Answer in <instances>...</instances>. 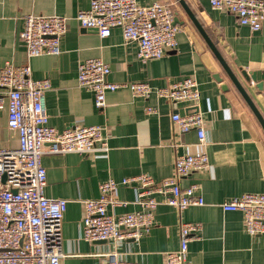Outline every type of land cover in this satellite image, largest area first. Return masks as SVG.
Here are the masks:
<instances>
[{"label":"crops","instance_id":"0c3cea01","mask_svg":"<svg viewBox=\"0 0 264 264\" xmlns=\"http://www.w3.org/2000/svg\"><path fill=\"white\" fill-rule=\"evenodd\" d=\"M185 1L264 119V23L253 32L238 26L232 15L211 9L208 0ZM137 3L170 4L179 22L175 25V50L160 59L142 63L136 43H125L119 28L101 39L95 31L81 29L72 20L61 39L58 56L27 58L20 39L25 16L72 18L89 8V0H0V69L7 63L29 65L32 79H45L51 85L44 94L49 126L60 132L101 126L108 145L106 152L90 154H50L47 144L43 148L44 196L66 201L59 264H108L104 255L114 249L121 260L131 264H165V253L179 248L182 223L200 228L187 244L185 264H264V234H247L240 212L220 208L244 194H264V132L177 0ZM88 59H99L109 67L108 82L147 83L153 91L191 77L198 84L199 97L193 102L171 104L154 93L146 101L134 99L129 90L121 89L106 92V106L98 110L93 95L77 84L78 65ZM146 107L156 109V113H146ZM175 112L202 115L205 146L197 145L194 131L177 132L171 123ZM6 122L3 109L0 142L15 148L16 135ZM198 151L207 155L208 167L180 179L179 185H197L203 206L179 211L160 204L152 226L117 248L111 241L83 240V203L98 198L101 183L109 179L121 182L141 174L160 182L174 176L177 156ZM137 195L135 185L119 186L113 196L125 205L108 208L107 212L119 216L139 211Z\"/></svg>","mask_w":264,"mask_h":264},{"label":"built area","instance_id":"2783aa9c","mask_svg":"<svg viewBox=\"0 0 264 264\" xmlns=\"http://www.w3.org/2000/svg\"><path fill=\"white\" fill-rule=\"evenodd\" d=\"M211 9L232 15L238 26L258 31L264 23V0H208ZM170 4L142 6L137 0H89V8L74 17L27 15L20 39L27 58L58 56L60 42L69 20L81 29L93 30L99 38L121 30L125 43H136L138 59L144 63L160 59L177 46V27L173 25ZM109 67L99 59L79 63L77 84L93 95L96 109L106 106V92L127 89L134 99L146 101L151 93L168 103L196 101L197 82L187 77L166 88L153 91L147 83H111ZM48 80H34L29 65L5 64L0 69V111L6 109V127L15 133L17 146L8 148L0 142V264H59L63 257L61 221L66 201L44 196L46 170L42 165L44 146L50 154H90L106 152L108 145L101 126L73 127L62 132L48 124L44 94L50 90ZM146 113L156 109L146 107ZM179 133L194 131L198 146H205L203 117L199 112L171 115ZM208 167V157L198 151L177 156L174 176L156 182L141 174L99 185V196L83 203L82 238L87 242L111 241L118 245L137 239L153 224L154 211L160 204L179 211L203 206L197 185L181 188L179 180ZM138 188L139 211L113 216L108 208L124 206L113 194L119 186ZM160 197V200L156 198ZM223 212H240L247 234H264V194H244L220 205ZM199 225L179 226V248L165 253V264H185L188 242L198 234ZM196 238V237H195ZM108 264H131L121 260L117 250L104 255Z\"/></svg>","mask_w":264,"mask_h":264},{"label":"water","instance_id":"95a60500","mask_svg":"<svg viewBox=\"0 0 264 264\" xmlns=\"http://www.w3.org/2000/svg\"><path fill=\"white\" fill-rule=\"evenodd\" d=\"M177 2L182 7V9L185 12L186 16L191 21V23L194 25V27L196 28V30L200 34L201 38L203 39V41L205 42V44L208 46V48L210 49V51L212 52V54L216 58V60L219 62L220 66L222 67L223 71L225 72L227 78L232 83V85L235 87V89L238 91V93L240 94V96L242 97V99L244 100V102L246 103V105L248 106V108L250 109L251 113L253 114V116L257 120V122L260 125L262 131L264 132V119L262 118L261 114L259 113V111L255 107V105L251 101L250 97L248 96L247 92L245 91V89L243 88V86L241 85V83L238 81V79L235 76V74L232 72V70L226 64V62L224 61V59L220 55L219 51L217 50V48L215 47V45L212 43V41L210 40V38L206 34L205 30L202 28V26L196 20L195 16L190 11V9H189L186 1L185 0H177ZM178 23L179 22H178L177 18L176 17L173 18V25L175 26ZM241 75L243 76V78L247 82L250 81V78H249L248 74H246L245 72H242ZM252 78H253V76H252ZM215 79L217 81H220V79L218 77H215ZM97 242H107V241H97Z\"/></svg>","mask_w":264,"mask_h":264}]
</instances>
